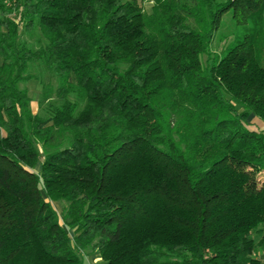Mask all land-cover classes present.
<instances>
[{
    "label": "trees",
    "instance_id": "1",
    "mask_svg": "<svg viewBox=\"0 0 264 264\" xmlns=\"http://www.w3.org/2000/svg\"><path fill=\"white\" fill-rule=\"evenodd\" d=\"M144 1L0 0V264H260L264 0Z\"/></svg>",
    "mask_w": 264,
    "mask_h": 264
},
{
    "label": "rangeland",
    "instance_id": "2",
    "mask_svg": "<svg viewBox=\"0 0 264 264\" xmlns=\"http://www.w3.org/2000/svg\"><path fill=\"white\" fill-rule=\"evenodd\" d=\"M143 6L145 7V9H148L150 7L149 2H147V0L144 1ZM223 23H227L229 21V16L228 15H224L223 18ZM220 34L226 35L229 34L225 28H221V30H219L215 41H214V45L212 47V49L214 51H219L220 48L223 46L224 41L220 40ZM264 43V38H261L260 40V44ZM261 55L264 56V45H262V50H261ZM39 88L38 85L34 82L30 83L28 85V93L29 96L32 99V104L31 106L33 107L34 112H36V97L38 94ZM258 126L259 127H264L260 124V122H258ZM258 178L260 179V181H264V172H262L261 174H259ZM53 206L55 207V209L57 210L58 213L61 212V208H62V204H58V203H54ZM256 256V253L255 255ZM85 264H104V262L100 259H97L94 255L89 256L87 258L84 259Z\"/></svg>",
    "mask_w": 264,
    "mask_h": 264
},
{
    "label": "crops",
    "instance_id": "3",
    "mask_svg": "<svg viewBox=\"0 0 264 264\" xmlns=\"http://www.w3.org/2000/svg\"><path fill=\"white\" fill-rule=\"evenodd\" d=\"M255 258L257 259V261H259L260 264H264V249H259L256 252Z\"/></svg>",
    "mask_w": 264,
    "mask_h": 264
}]
</instances>
